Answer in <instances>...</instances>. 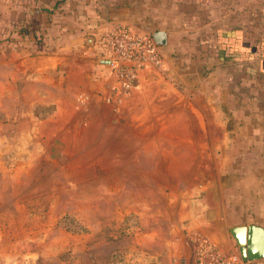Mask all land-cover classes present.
I'll return each instance as SVG.
<instances>
[{
  "label": "rangeland",
  "instance_id": "rangeland-1",
  "mask_svg": "<svg viewBox=\"0 0 264 264\" xmlns=\"http://www.w3.org/2000/svg\"><path fill=\"white\" fill-rule=\"evenodd\" d=\"M186 5L191 20L198 9L192 2ZM252 11L247 14L254 18ZM255 15L264 28V15ZM15 20L10 2L0 0V61L21 52L57 51L42 26L18 33ZM259 35L257 56L264 54V31ZM196 39L174 33L164 50V70H155L163 72L161 83L171 89L176 76L186 98L190 90L211 87L204 80L211 50L195 47ZM161 86L153 84L152 96L142 99L137 92L116 108L100 101L89 111L67 114L72 120L59 128L39 118L45 115L38 112L40 104L34 105L35 118L26 102L19 114L12 111L11 96L4 97L0 264H157L160 258L173 264L168 252L193 250L190 235H205L189 223L194 191L221 181L229 159L220 142L222 130L211 126L216 116L206 97L198 95V115L186 117L190 124L163 126L188 113V107L163 101L157 95Z\"/></svg>",
  "mask_w": 264,
  "mask_h": 264
},
{
  "label": "crops",
  "instance_id": "crops-1",
  "mask_svg": "<svg viewBox=\"0 0 264 264\" xmlns=\"http://www.w3.org/2000/svg\"><path fill=\"white\" fill-rule=\"evenodd\" d=\"M8 1L11 16L19 20L22 17L28 32L42 26L44 35L50 36V46L57 51L21 52L1 60L0 102H7L4 97L11 96L12 111L19 114L26 110V102L27 112H32L33 117L37 113L34 105L38 103L42 107L38 112H45L39 118L54 128L72 120L65 115L89 111L94 104L104 102L101 95L106 93L108 81L101 78L103 68L93 52L94 41L105 31L120 26L151 34L162 31L165 43L160 47L165 63L164 50L174 33L195 35V47L211 50L206 63L208 74L204 75V80L211 82L209 90H190V98H186V91L177 86L176 76L169 78L175 85L171 89L161 83L165 79L163 72L150 69L141 72L137 88L124 99L137 92L144 99L153 95L151 85H162L157 95L163 101L180 108L185 103L188 107V113L176 114L172 121L163 124L172 128L190 124L186 117L198 115V95L206 97V106L216 116L211 126L222 130L220 142L229 159L224 175L228 178L225 180L224 176L221 181L194 191L189 223L225 252H236L230 235L233 227L255 225L264 229V54H253L260 39L256 33L264 31L255 15H264V0H251L248 4L246 0ZM188 1L198 9L192 21V14L185 8ZM35 9L43 19L38 25L33 21ZM250 9L254 18L247 14ZM46 45V41L41 42V47ZM231 49L236 51L232 57L227 56ZM194 126L198 127L199 122H194ZM181 252H168V259L173 264H192L193 250L185 248ZM252 262L264 264V256ZM157 264H164L163 258Z\"/></svg>",
  "mask_w": 264,
  "mask_h": 264
},
{
  "label": "built area",
  "instance_id": "built-area-1",
  "mask_svg": "<svg viewBox=\"0 0 264 264\" xmlns=\"http://www.w3.org/2000/svg\"><path fill=\"white\" fill-rule=\"evenodd\" d=\"M93 54L103 68L101 78L108 81L102 100L114 108L137 88L143 70L160 69L165 65L163 51L151 33L126 26L99 35L94 41ZM190 240L194 246L192 264H253L236 252L222 251L201 233L193 232Z\"/></svg>",
  "mask_w": 264,
  "mask_h": 264
},
{
  "label": "water",
  "instance_id": "water-1",
  "mask_svg": "<svg viewBox=\"0 0 264 264\" xmlns=\"http://www.w3.org/2000/svg\"><path fill=\"white\" fill-rule=\"evenodd\" d=\"M34 18L39 20L38 10H34ZM157 45L165 43V34L162 31L152 33ZM244 233L246 234L244 236ZM231 237L236 244V253L244 260H254L264 256V229L260 226L247 225L233 227Z\"/></svg>",
  "mask_w": 264,
  "mask_h": 264
},
{
  "label": "trees",
  "instance_id": "trees-1",
  "mask_svg": "<svg viewBox=\"0 0 264 264\" xmlns=\"http://www.w3.org/2000/svg\"><path fill=\"white\" fill-rule=\"evenodd\" d=\"M13 26L16 28L15 30L18 32V33H26L28 32L27 30V27H25V25L23 24V22L19 19H16L14 22H13ZM218 51H222V49L220 47H218ZM230 53L227 54V56H230L232 57L234 54H236V51L234 50H230L229 51ZM220 56L222 57V55L220 54Z\"/></svg>",
  "mask_w": 264,
  "mask_h": 264
},
{
  "label": "bare ground",
  "instance_id": "bare-ground-1",
  "mask_svg": "<svg viewBox=\"0 0 264 264\" xmlns=\"http://www.w3.org/2000/svg\"><path fill=\"white\" fill-rule=\"evenodd\" d=\"M203 186V185H202ZM205 186V185H204Z\"/></svg>",
  "mask_w": 264,
  "mask_h": 264
}]
</instances>
